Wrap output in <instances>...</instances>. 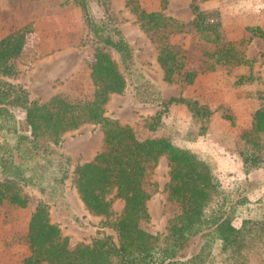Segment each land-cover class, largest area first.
I'll list each match as a JSON object with an SVG mask.
<instances>
[{"label":"trees","instance_id":"obj_1","mask_svg":"<svg viewBox=\"0 0 264 264\" xmlns=\"http://www.w3.org/2000/svg\"><path fill=\"white\" fill-rule=\"evenodd\" d=\"M80 7L93 47L89 77L92 93L88 97L69 98L54 93L45 100L31 99L20 83L0 77V203L26 206L30 195L25 188L40 195L30 213L26 239L29 252L24 264H264V211L243 216L234 224L240 208L249 203L243 184L225 188L211 163L187 147L165 136L140 137L134 128L106 114L113 93L130 91L132 102L159 103L148 123L155 129L161 112L172 102L185 103L192 115L207 120L212 110L197 100L183 96L163 99L157 85L145 76L135 60L133 47L121 29L108 16L96 17L89 0H73ZM106 5L105 0H94ZM205 0H190L192 18L182 21L164 12V4L146 10L137 0H125L140 29L156 49L163 79H179L190 84L196 76L219 66L228 69L246 67L236 76L238 86L255 79L253 60L246 55L249 38L227 39L213 12L202 9ZM261 34L259 27H248ZM176 35H190L199 48L198 68L187 66V49L173 41ZM25 31L11 33L0 40V72L13 74L12 58L20 54ZM21 112V116H17ZM232 121V117L224 115ZM98 125L101 147L90 159L78 162L70 172L69 155L53 145L62 135L83 124ZM204 128V126H200ZM202 129V130H203ZM190 131L192 138L203 133ZM264 133V106L255 109L251 126L241 136L257 142ZM169 165L164 184L166 199L177 211L166 218V232H151L141 226L150 218L147 201L151 193L145 179L159 159ZM74 188L92 214L101 216L109 228L89 242L71 243L49 215L48 202L58 203L66 195V181ZM115 198L123 200L114 212ZM196 251L182 257L194 239Z\"/></svg>","mask_w":264,"mask_h":264},{"label":"rangeland","instance_id":"obj_2","mask_svg":"<svg viewBox=\"0 0 264 264\" xmlns=\"http://www.w3.org/2000/svg\"><path fill=\"white\" fill-rule=\"evenodd\" d=\"M96 17L103 15V8L131 43L135 60L159 90V96H183L195 99L212 110L207 120L192 115L185 103L172 102L161 112L155 129L148 123L164 106L157 103L132 102L127 88L123 93H113L106 107V114L122 123L131 125L140 137L165 136L181 147H187L207 159L225 188L243 184L249 203L243 205L234 224L241 217L258 215L264 211V133L257 142L241 136L251 126L255 109L264 106V0H205L202 9L213 12L211 18L218 23L227 39L249 38L246 55L253 60L255 79L238 86L236 76L246 73V67L228 69L219 66L212 71L199 73L190 84L179 79L167 82L156 61V49L143 32L135 15L125 0H105L97 5L89 0ZM146 10L159 9L188 21L192 18L190 0H137ZM259 27L261 34H252L248 27ZM25 31L20 54L12 58L13 74L0 77L22 84L31 99L45 100L54 93L69 98L88 97L92 93L89 67L93 47L80 7L73 0H0V40L11 33ZM173 41L187 49V66L198 68L201 62L199 48L190 35H176ZM132 99V100H131ZM21 116V112L16 113ZM224 115L232 117L225 118ZM204 126L205 129L200 128ZM203 129V130H202ZM203 133L192 138L190 131ZM101 147L98 125L87 123L65 132L53 145L56 151L69 155L70 172L78 162L91 157ZM169 165L161 157L153 171L145 179L151 193L147 201L150 218L141 226L151 232H166V218L177 211V205L167 201L164 184L168 180ZM58 203L48 202L50 218L70 242H89L102 232H112L101 224V216L90 213L80 200L74 185L68 179ZM30 198L26 206L12 207L0 203V264H24L29 252L27 223L36 199L40 196L31 188H25ZM123 200L115 198L112 209L119 213ZM196 237L182 257L196 251ZM40 264H48L43 261ZM208 264H223L220 261Z\"/></svg>","mask_w":264,"mask_h":264}]
</instances>
